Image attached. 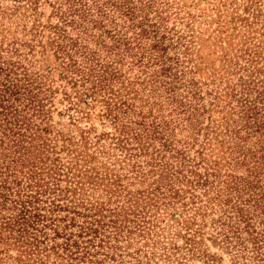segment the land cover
<instances>
[{"label":"trees","instance_id":"16d2710c","mask_svg":"<svg viewBox=\"0 0 264 264\" xmlns=\"http://www.w3.org/2000/svg\"><path fill=\"white\" fill-rule=\"evenodd\" d=\"M33 5L32 0H0V264H104L105 259L116 258L110 254L115 247L110 241L114 239L104 242V233L108 228L115 231L114 235L127 230L124 217L119 220L122 212L108 224L101 219L89 220L85 211L98 205L92 203L88 209L85 204L93 201L81 200L80 192L89 197L88 191L102 189L110 202L115 194L133 195L127 188L129 180L140 184L151 180L149 189L141 196L151 201L160 194L164 206H170L167 199H175L179 194L174 183L188 179L191 182H185L192 184L197 179L196 186L204 187L211 210H215L214 200H218L222 212L219 221L226 225L221 229L224 239L229 233L231 238H240L238 235L249 227L247 213L238 205H231L229 210L223 206L228 205L226 194L235 196L236 203L241 204V190L229 179L220 180L218 163L210 159L211 155H203L210 146L212 152L218 147L212 140L218 142V127L225 125L228 131V123L219 122L203 129L205 142L198 152L199 163L185 154L186 142L175 140L177 129L195 140L194 135L202 130L198 119L203 109L196 106L193 81H184L186 71L181 70L182 63L179 64L178 57L168 55L179 44L178 38L173 40V29L167 28L165 18L154 9V0H59L53 7L55 23L46 27L33 24L28 29L21 22L26 12L35 13ZM44 29L48 31L49 46L61 61L63 79L72 90V94H65L68 107L64 112L74 111L69 115L72 120L90 119L89 112L77 107L78 99L85 103L89 100L96 104L86 106L101 108L93 117L108 121L113 127L112 132L96 137L90 145L92 152L70 149L76 157L70 161L69 175L78 180L65 188L52 177L57 172L40 159L42 130L33 121L43 122L45 114H49L45 107L51 102L52 89L21 63L22 48L31 43L27 35L34 31L42 36ZM246 81L241 79L238 86ZM246 88L242 90L245 100L238 116L241 129L232 135L241 139L239 134L244 129L248 134L263 137V90L255 84ZM165 104L171 110L168 116H178L177 125L172 118L166 120L161 115L160 105ZM86 130L81 133L89 134L90 129ZM85 139L83 136L82 142ZM258 153L261 155L256 162L261 163L264 147ZM101 156L108 162L104 163ZM95 159L99 160V167L89 164ZM124 167L129 168L126 175L118 173ZM195 190L185 192L181 188L184 195L198 198ZM210 191L216 196L210 197ZM63 197H67L66 204L58 202ZM55 210L67 211L72 217L54 216ZM230 210H236V215H228ZM243 222L245 227L240 228ZM255 241L252 238V253L255 258L264 259L259 252L262 244ZM11 250L16 257H11Z\"/></svg>","mask_w":264,"mask_h":264},{"label":"rangeland","instance_id":"374dc122","mask_svg":"<svg viewBox=\"0 0 264 264\" xmlns=\"http://www.w3.org/2000/svg\"><path fill=\"white\" fill-rule=\"evenodd\" d=\"M32 1L35 2V13L26 12V18L21 24H27L29 29L33 24L46 27L55 23L53 7L59 0ZM154 3V9L165 18L167 28L173 29V40L178 38L179 44L176 49L169 51L168 55L178 57L179 64L182 63L181 70L186 71L184 81H193L192 90L196 91V106L203 109L198 119L202 130L199 135H194L195 140L187 137L189 133H180L178 129L175 130V140L186 142L183 146L186 147L185 154L199 163L198 152L202 150L205 142L206 132L203 129L213 127L219 122L228 123V131L225 130V125L218 127V142L212 140V144L218 147L212 152L210 146V150H204L203 155H206V158L211 155L210 159L218 163L222 176L220 180L229 179L241 190V200L245 201H242L244 204L236 203L235 196L231 198L233 195L226 194L224 200L228 205L223 206V209L229 210L231 205L241 207L244 213H247L249 227L238 235L240 238H231L232 233H229L226 241L221 232L226 225L219 221L222 212L217 206L218 200H214L215 210H211L212 203L207 201L204 187L196 186L197 179H194L192 184L185 182L188 179L181 184L180 181L174 183L173 188L179 189V194L175 199H167L166 202H170V206H164L165 200L160 194L151 201L141 196L149 189L151 180L143 184L129 180L127 188L133 195L127 192L115 194L110 202L104 197L102 189H95L91 193L88 191L89 197H84L81 191V200L87 198L93 201L85 204L88 209L92 203L94 206L98 205L96 209L94 207L85 211L89 220L101 219L103 223L108 224L110 220L115 219L118 212H122L119 220L123 217L125 220L123 223L127 230L114 235L115 231L112 233L111 228H108L104 233L108 238H105L104 242L114 239L115 243L110 241V244L115 246L110 254L116 257L105 259L104 264H264V259L255 258L253 255L251 244L252 238L259 240L262 244L259 252L264 255V156L260 160L261 163L256 162L261 155L258 153L260 147H264V136L248 134L244 129L239 134L241 139L232 135L241 129L238 116L245 100L242 97L243 88L250 89L255 84L262 88L260 90H263L264 98V0H154ZM3 4L9 5V2ZM135 4L138 5L136 2ZM129 5L132 6L131 3ZM5 25L11 26L9 23ZM47 36L46 29L43 30L42 36L34 34V31L32 35H27L26 39L31 43L28 42L30 47L22 48L21 63L29 68V71L40 75L42 82L52 89L51 102L45 107L49 109V114H45L43 122L39 119L33 121L42 130L39 133L42 140L40 143H43L40 159L57 172V176L52 177L59 179L60 187L65 188L69 183L78 180L71 179L69 175V164L72 163L70 161L76 157L70 149L77 147L83 153L92 152L90 145L95 143L96 137L103 132H112L113 127L108 121L93 117L101 108L97 106L91 109L86 106L96 104L90 103L89 100L85 103L76 99L77 107H80L81 111L89 112L90 119L76 121L78 118L74 117L72 120L69 115L74 111L64 112L68 107L65 94H72V90L63 79L61 61L49 46ZM24 59L30 60L31 63L25 62ZM241 79L247 81L238 86ZM160 106L161 115L166 120L172 118L174 125H177L178 116H168L170 108L166 104ZM88 128L89 134L81 133ZM83 136L86 139L82 142ZM209 137H212L211 134ZM220 141L221 144H218ZM84 142H87L86 146ZM100 159L104 163L108 162L103 156ZM98 161L95 159L89 164L99 167ZM124 168L125 170H119L118 173L126 175L129 168ZM228 174L230 176L226 177ZM45 180L49 181L47 177ZM130 184L131 186H128ZM216 184L214 182V185ZM181 188L185 192L196 189L198 198H191L188 193L184 195ZM228 193L233 191L229 190ZM209 196L214 197L216 193L210 191ZM45 199L46 197L43 200ZM66 199L67 197H63L58 202L66 204ZM136 201L138 203L134 204ZM195 205L200 209L195 210ZM216 209L217 212H214ZM233 212L236 210L226 213L235 216ZM53 214L62 218L67 215L72 217V214L64 210H55ZM92 215L93 217H90ZM242 227H245L244 222L240 224V228ZM244 246L247 249H244ZM10 254L11 257L17 256L13 250ZM4 260L12 262V259Z\"/></svg>","mask_w":264,"mask_h":264}]
</instances>
